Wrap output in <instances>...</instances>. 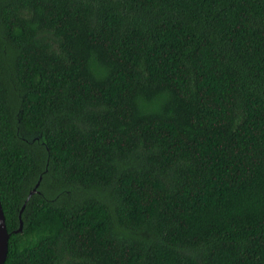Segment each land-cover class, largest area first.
<instances>
[{
    "label": "trees",
    "instance_id": "1",
    "mask_svg": "<svg viewBox=\"0 0 264 264\" xmlns=\"http://www.w3.org/2000/svg\"><path fill=\"white\" fill-rule=\"evenodd\" d=\"M0 196L5 264H264V0H0Z\"/></svg>",
    "mask_w": 264,
    "mask_h": 264
},
{
    "label": "water",
    "instance_id": "2",
    "mask_svg": "<svg viewBox=\"0 0 264 264\" xmlns=\"http://www.w3.org/2000/svg\"><path fill=\"white\" fill-rule=\"evenodd\" d=\"M40 186V185H39ZM37 190H35L32 195H35ZM24 224L21 222V227L16 234L23 232ZM11 234L9 233L7 220L5 212L3 209L1 196H0V264H5L9 256V246H10Z\"/></svg>",
    "mask_w": 264,
    "mask_h": 264
}]
</instances>
